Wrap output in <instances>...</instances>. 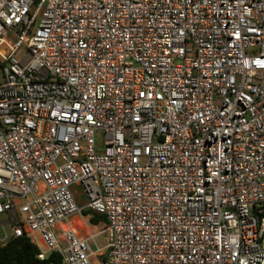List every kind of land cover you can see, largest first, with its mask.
<instances>
[{"label":"built area","instance_id":"1","mask_svg":"<svg viewBox=\"0 0 264 264\" xmlns=\"http://www.w3.org/2000/svg\"><path fill=\"white\" fill-rule=\"evenodd\" d=\"M0 215L62 264H264V0H0Z\"/></svg>","mask_w":264,"mask_h":264},{"label":"trees","instance_id":"2","mask_svg":"<svg viewBox=\"0 0 264 264\" xmlns=\"http://www.w3.org/2000/svg\"><path fill=\"white\" fill-rule=\"evenodd\" d=\"M85 217H90V224L99 225L106 221L102 215L83 213ZM40 250L37 245L27 237L12 238L5 245L0 244V264H62V257L53 253L47 259L41 260L38 256Z\"/></svg>","mask_w":264,"mask_h":264},{"label":"rangeland","instance_id":"3","mask_svg":"<svg viewBox=\"0 0 264 264\" xmlns=\"http://www.w3.org/2000/svg\"><path fill=\"white\" fill-rule=\"evenodd\" d=\"M75 216H73L71 219H70V221H72L73 222V218H74ZM8 217L6 216V215H0V236H4V231H3V228L1 227V224H2V222L3 221H5L6 219H7ZM83 219H79L78 221V223H77V225L79 226V227H83V224H81L80 225V222H83L82 221ZM86 220L88 221V224L91 226V224H90V222H89V220H90V217L88 216V217H86ZM74 222H76V221H74ZM6 228H5V230H6V232L9 234V235H11L12 234V227H11V225H7V226H5ZM93 227V226H92ZM104 229V224H100L99 226H97V227H93V229H92V233L91 234H94V235H96V238H95V240L91 243V248H92V250L93 251H97L98 250V248L99 249H105V247H106V245H107V242H108V240H107V238H106V235L104 234V233H102V230ZM89 233H87L85 230H83V235H88ZM105 253H106V251H105Z\"/></svg>","mask_w":264,"mask_h":264},{"label":"crops","instance_id":"4","mask_svg":"<svg viewBox=\"0 0 264 264\" xmlns=\"http://www.w3.org/2000/svg\"><path fill=\"white\" fill-rule=\"evenodd\" d=\"M84 212H87V211H84ZM83 212V213H84ZM83 219L82 221V224H83V228L82 227H79L78 225H77V222H79L78 220L79 219ZM74 220H73V222L72 221H70V224L72 225V227L74 228V229H76L77 230V232L81 235V236H83V237H87V236H90V235H94V234H91L92 233V229H93V227H97V226H99L100 224H104L105 222H101L99 225H97V226H93V225H89L88 224V221L86 220V217L84 216V214H82V216H80V215H76L74 218H73ZM74 221H76V222H74ZM93 226V227H92ZM83 230H85L87 233H89L88 235H83ZM9 242V241H8ZM7 242V243H8ZM1 244V243H0ZM2 245V244H1Z\"/></svg>","mask_w":264,"mask_h":264},{"label":"bare ground","instance_id":"5","mask_svg":"<svg viewBox=\"0 0 264 264\" xmlns=\"http://www.w3.org/2000/svg\"><path fill=\"white\" fill-rule=\"evenodd\" d=\"M78 223V222H77ZM82 224V222H80V225ZM79 225V224H78ZM83 228V227H82Z\"/></svg>","mask_w":264,"mask_h":264}]
</instances>
